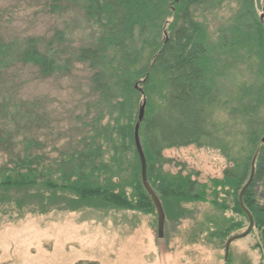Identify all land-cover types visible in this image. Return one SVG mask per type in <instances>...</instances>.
<instances>
[{"label":"trees","instance_id":"1","mask_svg":"<svg viewBox=\"0 0 264 264\" xmlns=\"http://www.w3.org/2000/svg\"><path fill=\"white\" fill-rule=\"evenodd\" d=\"M256 1L52 0L53 9L61 2L79 5L86 22L97 29L94 43L81 47L76 56L92 70L96 114L78 146L58 150L54 157L40 142L24 138L21 150L11 149L10 160L0 168V195H29L35 209L63 197L73 205L95 200L115 208L153 210L135 144L145 102L139 136L147 177L164 211L207 200L210 191L218 197L219 190L240 210L238 195L264 136V19L257 14ZM224 2L235 3L237 9L213 39L201 14ZM17 62L46 76L71 65V60L61 65L54 54L42 52L35 39L24 47L0 42V70ZM240 67L253 73V79L243 76ZM224 79L230 92L221 88ZM191 144L224 154L230 165L222 179L211 180L210 186L182 170L165 169L171 160L164 150ZM243 203L264 243V144Z\"/></svg>","mask_w":264,"mask_h":264},{"label":"rangeland","instance_id":"2","mask_svg":"<svg viewBox=\"0 0 264 264\" xmlns=\"http://www.w3.org/2000/svg\"><path fill=\"white\" fill-rule=\"evenodd\" d=\"M256 2L264 19V2ZM59 5L53 9L52 0H0V42L24 47L35 39L61 65L71 60L70 69L49 76L21 62L0 70V168L10 160L11 149L21 150L24 138L40 142L54 157L89 134L97 94L92 70L76 56L81 47L94 43L97 29L86 22L79 5ZM236 9L235 3L224 2L202 12L213 39ZM252 74L243 76L252 80ZM220 83L231 91L226 79ZM164 156L171 160L165 169L182 170L210 186L230 165L220 150L195 144L168 148ZM208 196L183 203L181 211L169 205L160 238L154 204L143 212L95 200L73 205L60 197L35 209L31 196L5 193L0 195L5 198L0 202V264H264V243L256 227L232 241L226 255L228 239L245 233L249 218L224 190L218 197L213 191Z\"/></svg>","mask_w":264,"mask_h":264},{"label":"water","instance_id":"3","mask_svg":"<svg viewBox=\"0 0 264 264\" xmlns=\"http://www.w3.org/2000/svg\"><path fill=\"white\" fill-rule=\"evenodd\" d=\"M262 19H263V17H262ZM144 116H145V102L141 105L140 110H139L138 122H137L136 127H135V144H136V149H137L138 155H139L140 160H141V165H142L141 177H142L143 186H144L146 192L148 193V195L150 196V198H151V200H152V202L156 208V212H157V216H158V235L160 238H162L164 236V224H165V219H166L165 211H164V207H163V204H162L160 198L158 197V195L156 194V192L154 191V189L152 188V186L148 180L146 158H145V155H144V152L142 149V144H141V140H140V136H139V128H140L141 122L144 119ZM262 144H264V136L261 138L259 145L256 149V152L254 154L252 164H251L252 166H251L250 177H249L248 181L246 182V184L241 189V192L239 195L240 205L249 218V227L245 233H242V234L236 235V236H232L231 238L228 239V241L226 243V247H225L226 255H228L230 244L232 243V241H234L238 238L245 237L246 235H248L252 231V229L254 227V219H253L251 213L244 206L243 195H244L246 189L249 187V185L253 181L254 174H255V161H256L257 155L260 151Z\"/></svg>","mask_w":264,"mask_h":264}]
</instances>
